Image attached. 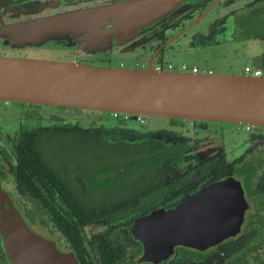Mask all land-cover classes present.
<instances>
[{
  "label": "flooded vegetation",
  "instance_id": "obj_1",
  "mask_svg": "<svg viewBox=\"0 0 264 264\" xmlns=\"http://www.w3.org/2000/svg\"><path fill=\"white\" fill-rule=\"evenodd\" d=\"M258 39L264 43V0H183L125 47L147 64L187 46L199 51ZM253 59L255 69H264V48ZM111 112L0 103V187L13 188L32 223L74 250L81 264H264V126L246 124L239 132L221 121L147 115L137 121ZM14 117L19 127L10 123ZM121 120L139 125L129 130ZM146 154L154 162L138 161ZM223 179L243 193L240 233L145 258L146 233L157 229L149 217ZM6 242L0 233V261L12 264Z\"/></svg>",
  "mask_w": 264,
  "mask_h": 264
},
{
  "label": "water",
  "instance_id": "obj_2",
  "mask_svg": "<svg viewBox=\"0 0 264 264\" xmlns=\"http://www.w3.org/2000/svg\"><path fill=\"white\" fill-rule=\"evenodd\" d=\"M182 1L0 0V100L264 126V75L159 71L151 61L146 67L71 61L77 51L95 57L128 45ZM49 43L71 46L70 60L6 54ZM245 205L240 186L223 179L153 213L148 222L157 229L146 233L145 258L167 255L177 244L204 247L237 236ZM0 233L12 264H81L74 250L28 219L13 188L0 187Z\"/></svg>",
  "mask_w": 264,
  "mask_h": 264
},
{
  "label": "rangeland",
  "instance_id": "obj_3",
  "mask_svg": "<svg viewBox=\"0 0 264 264\" xmlns=\"http://www.w3.org/2000/svg\"><path fill=\"white\" fill-rule=\"evenodd\" d=\"M33 0H29L28 3L30 4ZM16 4V3H13ZM19 5V4H17ZM137 38V37H136ZM185 39V38H182ZM136 40V39H135ZM180 42V41H179ZM132 42L128 45L130 46ZM46 46H39L36 45L34 48H27L23 50H12L7 52V55H17V56H29V57H40L46 59H66L70 60L72 55L71 46H63V45H54L53 43L47 44ZM264 43L261 39L256 41L250 42H232V43H221L215 46H208L203 50H196L194 47L190 46L185 49H180L177 52H170L166 53L161 58H155L152 62L153 67L157 62L163 63H172L175 65L174 70L181 71L180 66L183 63H186L190 66L197 65L199 67V72H204L210 66L214 69V73H230V74H243L246 67H251L253 70L256 67V62L253 59L255 56L260 55L263 51ZM22 51V52H20ZM111 51V52H108ZM2 51L0 50V54ZM5 53V52H4ZM142 53L139 52H130L125 45L118 47H114L111 50H105L103 54L97 55L95 57L91 56V62H98V63H108L107 60L110 62L107 67H142L143 62H145L144 57L140 55ZM77 57L80 60H83L85 57V53L82 51H77ZM88 58V57H87ZM148 64V63H147ZM263 69V68H262ZM173 70V69H167ZM264 75V69H263ZM3 102L0 100V103ZM10 105H13V101H8ZM58 107V106H52ZM63 108V107H60ZM73 110V109H69ZM106 113V112H104ZM160 117V116H158ZM17 117L11 119L13 126L19 127L17 121ZM1 121V120H0ZM16 121V122H15ZM138 121V120H137ZM136 120H121L122 126L125 128L134 129L139 125V122ZM116 124L117 121H113ZM42 124L49 123L47 120H42ZM225 127L230 128L234 126L236 131L243 132L246 130V124L240 123H229L224 122ZM138 132V131H137ZM56 145V143H55Z\"/></svg>",
  "mask_w": 264,
  "mask_h": 264
},
{
  "label": "built area",
  "instance_id": "obj_4",
  "mask_svg": "<svg viewBox=\"0 0 264 264\" xmlns=\"http://www.w3.org/2000/svg\"><path fill=\"white\" fill-rule=\"evenodd\" d=\"M71 61L78 62L75 57L71 58ZM146 66H147L146 63L142 64V67H146ZM154 68L156 70L162 71V70H165V69H175V65L172 64V63L157 62L155 64ZM180 68H181V71H188V72H193V73L199 72V67L197 65L190 66V65H188L186 63H183L180 66ZM204 72L214 73V70L213 69H206V71H204ZM244 73L245 74H253V75H257V76H262L263 75V69L262 68H256V69L253 70L250 67H246ZM111 113L115 117L120 115L122 118H127L128 115H129V113H122V112H118V111H113ZM143 118H144V115H142V114H138L137 115V120L138 121L143 120Z\"/></svg>",
  "mask_w": 264,
  "mask_h": 264
},
{
  "label": "trees",
  "instance_id": "obj_5",
  "mask_svg": "<svg viewBox=\"0 0 264 264\" xmlns=\"http://www.w3.org/2000/svg\"><path fill=\"white\" fill-rule=\"evenodd\" d=\"M6 1H8L10 3H16V4H26V3L29 2V0H6ZM0 8H1V6H0ZM263 65H264V59H263ZM207 69H213V68L209 66ZM36 149H37V145H36V142L34 141V143H33V151L36 152ZM163 157H165V156L164 155L163 156L160 155V156L156 157L155 160L157 162H160V160ZM151 158H152V155L151 154H146L145 156H142L138 161L147 162V163L154 162V161L151 160ZM152 159L154 160V158H152Z\"/></svg>",
  "mask_w": 264,
  "mask_h": 264
}]
</instances>
